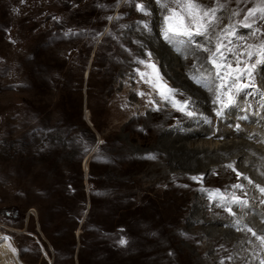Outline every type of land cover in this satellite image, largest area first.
Here are the masks:
<instances>
[{"label":"rangeland","instance_id":"1","mask_svg":"<svg viewBox=\"0 0 264 264\" xmlns=\"http://www.w3.org/2000/svg\"><path fill=\"white\" fill-rule=\"evenodd\" d=\"M198 2L218 9L217 20L205 35L170 44L162 35L167 10L156 0H0V241L14 249L21 264H260L264 259V242L236 231L254 218L264 226V62L251 82L241 81L251 86L219 116L221 105L213 101L220 80L209 62L213 53L221 62L222 52L235 66L227 49L246 53L247 45L264 43V14L258 10L264 0ZM249 10L255 11L249 15ZM160 47L174 69L184 63V80L203 92L214 90L210 113L203 114L188 91L175 87L157 54ZM149 63L159 70V83L176 90L170 94L175 101L187 102L185 111L146 82L156 83ZM141 72L147 74L143 79ZM186 110L193 115L186 118ZM188 122L203 136L182 141L188 148L212 151L242 141L255 150L243 152L258 162L242 168L240 159L231 161L232 153L218 165L168 167L155 150L156 132H176ZM101 144L91 162L88 155ZM194 198L207 214L201 225L191 216ZM211 217L218 223L209 224ZM212 227L245 244L211 243L214 236L205 232ZM121 239L127 243L121 245Z\"/></svg>","mask_w":264,"mask_h":264},{"label":"snow or ice","instance_id":"2","mask_svg":"<svg viewBox=\"0 0 264 264\" xmlns=\"http://www.w3.org/2000/svg\"><path fill=\"white\" fill-rule=\"evenodd\" d=\"M156 3L167 10V14L163 17L164 26L162 28V35L164 40L170 44L178 43L180 38L187 37L189 40H191L194 35H205L213 22L217 20L216 11L218 9L205 8L198 2V0H156ZM170 5H175V7H171ZM137 8L140 11H145V7L142 4H138ZM258 10L264 14V7ZM254 11L255 10H249L248 14L252 15ZM145 14H147V12H145ZM261 18H264V15H262ZM245 19H247V17ZM246 26L250 27V25ZM193 28H195V33L193 32ZM255 31L259 32L260 29L257 28ZM222 47L223 45L218 43L216 52H221ZM247 48L249 50L246 53L241 52L239 54H236L231 48L227 49L230 55L235 56V66H233V63L230 62L229 58L224 56L222 52L220 55L221 62H218L215 58L216 53H213V55L209 57V62L217 69L216 78L220 80V83L215 86L216 97L213 101V103H218L221 105L216 113L218 116L223 115L225 109L233 106L236 103L237 94L242 92L245 88L251 86L250 83L242 84L241 81L247 77L249 82H251L256 66L264 62V43L259 45H247ZM204 51H208V49H204ZM242 55H246L248 59L242 61L240 59V56ZM149 56H151V53H149ZM253 60L254 62H251ZM139 62L142 64L145 63V61ZM241 65H243V67ZM148 67L154 70L153 74L155 76L156 83H153L152 80H147L146 82L152 84L154 88L158 89V94L162 99H172L174 107L179 105L178 110L182 112L185 111L187 102L175 101L174 97L170 95L176 90L168 87L166 83H159V81L162 80V77L160 76L156 65L149 63ZM139 74L142 79L147 75L143 72ZM193 79L195 78L193 77ZM140 95L144 94L140 93ZM225 97L226 99H224ZM186 114L188 116L193 115L192 112H187ZM228 167L231 168L232 165H228ZM192 179L197 180L199 178L192 177ZM236 187H239V185ZM260 191L264 193V188H261ZM236 202L246 203L240 201L238 198H236ZM227 210L229 212L232 211L231 208ZM248 231L252 232L253 236H257V234L253 232L251 228H249ZM4 239L8 238L5 237ZM257 239H259L261 242H264V236H257ZM126 243V240H120L121 245ZM260 264H264V260H262Z\"/></svg>","mask_w":264,"mask_h":264},{"label":"bare ground","instance_id":"3","mask_svg":"<svg viewBox=\"0 0 264 264\" xmlns=\"http://www.w3.org/2000/svg\"><path fill=\"white\" fill-rule=\"evenodd\" d=\"M164 46V45H163ZM157 47V46H156ZM157 50V54L159 56V59H161L163 61V64L162 65H168V69L167 71H169L171 77L175 80V84L177 86V88H180V89H184L186 91H188L191 95L190 99L193 100V102H197L198 104H200V106L202 107L201 109V112L203 114H208L210 113L209 111L211 110V106L209 104H211L212 102V95L214 93V90H216V87L213 89H210L208 90L207 92H203L201 89L195 87L193 84L191 83H188L186 81V79L184 80V78L186 76H184V78H182V75L180 76V73H181V68H182V64L179 63V70H176L174 69L172 66L171 61V56L168 55V52L167 50L164 48V47H160L159 49H156ZM196 54V53H194ZM191 64V63H190ZM198 65V64H197ZM264 66V65H262ZM184 67V66H183ZM199 67V66H198ZM205 67V66H204ZM195 69V68H194ZM166 70V69H165ZM205 70V69H204ZM203 72V71H202ZM164 74V73H163ZM200 78V77H199ZM202 79V77H201ZM214 79V78H213ZM170 81V80H169ZM191 81V80H190ZM170 86V85H168ZM215 86V85H214ZM179 89V90H180ZM158 92V91H157ZM188 93V94H189ZM183 94V93H182ZM216 94V92H215ZM214 94V95H215ZM184 97V96H183ZM185 99V97H184ZM189 99V100H190ZM182 102V101H181ZM192 102V101H191ZM194 104V103H193ZM155 108V107H154ZM160 108V107H159ZM155 110V109H154ZM162 111L166 112L167 110H165L164 108H161ZM199 110V109H198ZM160 111V110H159ZM189 112L188 110H186V113ZM192 112V110H191ZM213 112V111H212ZM211 112V114H212ZM157 113V112H156ZM194 113V112H193ZM217 113V112H216ZM162 114V113H161ZM196 114V113H195ZM200 114V113H198ZM152 115V114H151ZM157 116V115H156ZM202 115L200 114V117ZM206 116V115H205ZM197 117V116H196ZM156 118V117H155ZM188 118V115L187 117ZM195 121V120H194ZM159 122V121H158ZM157 123V122H156ZM155 126V124H154ZM158 126V125H157ZM151 127V126H150ZM187 130L190 131L189 133H191L190 135L188 134V137H184L183 135L180 136L179 133L182 131L181 130ZM195 128V127H194ZM193 127H191L190 123H184L179 129L180 130H176V132H160L159 130L156 132V135H157V139H155V150L162 155L163 157V163L164 164H167L168 163V167H175V168H181L183 170H188V169H194L204 163H215L216 165L218 161H221V158L224 159V157L234 153L235 152H238L237 154H233V157L231 158V161L233 162L234 159L238 158L241 160V165H242V168H245V165L246 164H249L252 163L255 158H253L252 154L250 155L249 153L247 152H243L246 148V150H250L251 152H255L252 151V146H249L247 143H244V142H232L231 144H227L225 143L224 145L218 147V148H214L212 151L210 150V148H202V149H199V148H196V149H193V148H188L187 144L185 145V141L187 140H191L193 138H198V137H203L201 135H199V133L194 129ZM155 129V128H154ZM157 130V129H156ZM203 130V129H201ZM214 131V130H213ZM186 133V131H184ZM202 132V131H201ZM232 132H226V136L228 134H231ZM182 134V132H181ZM205 134V133H204ZM220 136V135H219ZM182 141H184L183 143H181ZM245 150V151H246ZM157 153V154H158ZM221 153V154H220ZM212 154V155H211ZM160 155V156H161ZM214 155V156H213ZM257 156V154H255ZM198 156H203L202 159H198ZM245 158V159H243ZM222 159V160H223ZM230 160H228V162H231ZM255 161L258 162V160L256 159ZM209 164V165H210ZM253 164V163H252ZM209 165L207 167H209ZM255 166V165H254ZM206 167V168H207ZM256 167V166H255ZM205 168V169H206ZM172 169V168H171ZM263 169V168H262ZM170 171V170H169ZM193 171V170H192ZM200 171V170H198ZM203 171V170H202ZM190 172V171H189ZM215 195V193H214ZM194 202L197 203V205L194 206L192 212H191V216H192V219L194 221H196L198 224H202L203 223V220H205V218L207 217V214L206 212L203 210L202 211V205L200 204V199H197V198H194ZM212 208V207H210ZM221 209V208H220ZM227 209L229 208H223L222 210H225V211H228ZM221 210V211H222ZM219 211V212H221ZM231 214V212H230ZM210 215V214H209ZM233 216L232 215H229L228 217H231ZM235 217V216H234ZM260 217V216H259ZM250 218V217H249ZM262 219H264V217H261ZM199 219H202V220H199ZM207 219V218H206ZM235 219V218H234ZM252 219V218H251ZM245 221V220H244ZM248 221V220H247ZM253 223L250 224L249 227H246V228H239V229H236V231H248L249 228L252 229L253 232L257 233V230H259V233L260 232H264V226L263 224L260 225V223L256 222L255 221V218L252 219ZM264 221V220H263ZM209 224H216L218 223L217 221H214V218H210L209 219ZM249 222V221H248ZM251 222V221H250ZM242 225V224H241ZM206 228V227H205ZM237 228V227H236ZM204 231V230H203ZM209 232H205V234H207L208 237L210 236H214L213 238H209V241H211V243H214L215 245H225V247L227 248L228 247H231V245H233L235 248L236 244L240 246L239 242L241 240L240 236L238 235H235V234H232L231 232H226V231H223L222 232H219L216 230V228L212 227V229H209L207 230ZM249 232V231H248ZM252 233V232H250ZM217 234V236H216ZM247 234V233H246ZM244 234V235H246ZM264 233H262L263 235ZM243 235V236H244ZM261 235V236H262ZM257 236H260L258 233H257ZM256 236V238H257ZM217 237V238H216ZM218 239H221V240H218ZM224 239V240H223ZM245 242V241H244ZM243 243V241L241 240V244ZM245 244V243H243ZM242 244V245H243ZM241 245V246H242ZM248 245V244H247ZM239 246L237 249H239ZM253 246V245H252ZM256 246V245H255ZM241 250V248H240ZM261 250V249H260ZM241 252V251H240ZM240 254V253H239ZM246 254V253H245ZM259 254H256V256H258ZM240 256H242V254H240ZM246 258V257H245ZM259 259V258H258ZM245 260V259H244ZM264 260V259H263ZM231 261V260H230ZM262 261V260H261ZM232 263V262H231ZM260 263V262H259ZM0 264H21L18 257H17V253L14 251V249H12L10 247V245L4 241V240H1L0 241ZM258 264V262H257Z\"/></svg>","mask_w":264,"mask_h":264},{"label":"trees","instance_id":"4","mask_svg":"<svg viewBox=\"0 0 264 264\" xmlns=\"http://www.w3.org/2000/svg\"><path fill=\"white\" fill-rule=\"evenodd\" d=\"M96 56H94V58H95ZM93 63H94V61H93ZM79 119H81V117H79ZM92 122H93V126H95L96 125V120L95 119H92ZM100 146H102V144L101 145H98L97 146V148H96V150L94 151V153L91 155V162L94 160V158H95V154H96V152L98 151V149L100 148ZM89 180H90V178H89ZM89 184H91L90 182H89ZM89 193H91V189H89ZM90 197H92V194H90ZM90 201H92V199L90 198ZM90 212V211H89ZM89 214V213H88ZM88 216V215H87ZM87 218V217H86Z\"/></svg>","mask_w":264,"mask_h":264},{"label":"water","instance_id":"5","mask_svg":"<svg viewBox=\"0 0 264 264\" xmlns=\"http://www.w3.org/2000/svg\"><path fill=\"white\" fill-rule=\"evenodd\" d=\"M94 56V55H93ZM92 63V60H91V62H90V64ZM89 73V71L86 73V74H88ZM86 120H88V119H86ZM97 148V145H95L94 147H93V149H92V151L90 152V154L88 155V159H89V157L92 155V153H93V151L95 150ZM86 159V158H85ZM87 175V174H86ZM86 175H85V177H86ZM87 178H85V180H86Z\"/></svg>","mask_w":264,"mask_h":264}]
</instances>
